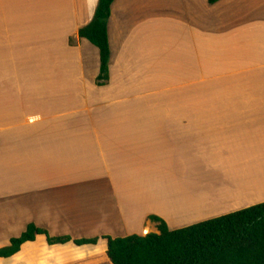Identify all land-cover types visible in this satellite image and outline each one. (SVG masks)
Here are the masks:
<instances>
[{"label":"crops","instance_id":"obj_1","mask_svg":"<svg viewBox=\"0 0 264 264\" xmlns=\"http://www.w3.org/2000/svg\"><path fill=\"white\" fill-rule=\"evenodd\" d=\"M97 3L0 0V248L29 224L71 239L0 264L87 263L104 236L157 233L150 215L264 202V0H114L100 86L78 36Z\"/></svg>","mask_w":264,"mask_h":264},{"label":"trees","instance_id":"obj_2","mask_svg":"<svg viewBox=\"0 0 264 264\" xmlns=\"http://www.w3.org/2000/svg\"><path fill=\"white\" fill-rule=\"evenodd\" d=\"M114 0H98L91 21L78 30L80 38L98 48L97 85L109 79L110 48L107 23ZM210 4L218 0H208ZM157 233L104 236L106 256L111 264H264V202L178 229H169L160 217L148 216ZM44 234L49 244L66 243L68 236L52 237L46 230L29 224L8 246L0 248V258L15 254L26 241ZM98 238L73 240L76 245L96 244Z\"/></svg>","mask_w":264,"mask_h":264},{"label":"rangeland","instance_id":"obj_3","mask_svg":"<svg viewBox=\"0 0 264 264\" xmlns=\"http://www.w3.org/2000/svg\"><path fill=\"white\" fill-rule=\"evenodd\" d=\"M216 217H218V216H216ZM149 232L150 231H148L146 233H149ZM78 264H111V263L109 262V260L105 256H103L102 258L96 257V258H93L91 260H87V263H85V262H78Z\"/></svg>","mask_w":264,"mask_h":264},{"label":"built area","instance_id":"obj_4","mask_svg":"<svg viewBox=\"0 0 264 264\" xmlns=\"http://www.w3.org/2000/svg\"><path fill=\"white\" fill-rule=\"evenodd\" d=\"M146 234V233H145Z\"/></svg>","mask_w":264,"mask_h":264}]
</instances>
